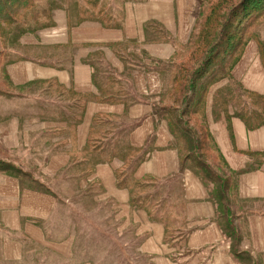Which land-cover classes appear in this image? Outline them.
<instances>
[{"label":"crops","instance_id":"crops-1","mask_svg":"<svg viewBox=\"0 0 264 264\" xmlns=\"http://www.w3.org/2000/svg\"><path fill=\"white\" fill-rule=\"evenodd\" d=\"M66 1L4 69L23 111L0 114V145L32 176L0 170V264H264V123L250 129L233 103L218 106L228 79L208 86L205 127L238 174L235 241L154 112L167 106L161 70L180 62L205 0ZM230 77L264 99V46L249 41Z\"/></svg>","mask_w":264,"mask_h":264},{"label":"trees","instance_id":"trees-1","mask_svg":"<svg viewBox=\"0 0 264 264\" xmlns=\"http://www.w3.org/2000/svg\"><path fill=\"white\" fill-rule=\"evenodd\" d=\"M5 1L6 0H0V30L6 31L7 34L11 36L10 38L16 41L25 34L34 33L50 25L52 23L54 11L57 8L66 6L59 0H49L45 3L44 7L39 5L36 0H12L10 4H7ZM212 1L215 2L212 3ZM216 1H219V3L216 4ZM230 3L231 0H205L204 3L200 5L189 35L185 52V54H188L190 63H193L197 57H201L200 63L197 64V67L199 66L200 68L192 74L187 84L186 77L190 73L187 71L188 67L184 62L186 55L179 56L180 59H182L181 62L178 61L179 65H177L178 62L169 63V65L174 66V69L164 68L161 70L162 86L160 98L163 102H171L172 98L177 100V94H173V90L176 89V92H181V96L178 98L185 100L184 93L186 92L187 97H191V101H194V107L202 111L201 118L204 122V94L208 86L219 79H228L230 83L227 88L230 92L219 95L216 100L218 106L224 107L223 109L225 110L230 103H233L234 115L243 120L248 128L255 129L264 123V115L261 110L264 99L247 92H244V96L241 95L242 90L237 83L230 79V72L241 58L244 47L248 41L255 40L259 43L261 48L264 46L262 35H260L263 28H258V26L261 25L258 20L260 17L264 16V0H238L229 7H224V5ZM249 3L259 5L263 14L260 12L261 14L258 13V15L254 16L251 20H248L251 17L249 16L247 19L248 21L240 26L237 20H240V23L243 22V15ZM69 9L72 17L80 16V20L84 18H94L95 13L89 9L84 12L74 11L71 7ZM98 13L100 12L98 11ZM12 17L13 19H11ZM15 17H19L20 21L18 22L19 19H14ZM256 25H258L257 28H255ZM238 26L241 27L239 29L240 36L238 39L236 38V40H233L236 33L231 34V29H237ZM12 60L13 58L8 57L5 61V66ZM212 63H216V65L213 66L211 72H208L207 66ZM189 69L191 68H188V70ZM166 74H168V81L165 79ZM204 74H206L204 82L200 86H196V79L202 78ZM233 92H235V94ZM253 105L255 108H252ZM168 107L169 106H163L159 109L158 106H155L154 112L159 115L165 113L169 120L168 116L172 114L168 112ZM182 111L185 113L187 112L185 109H182ZM252 112H255L257 115L252 116ZM178 128L183 130L177 119L169 120V130L176 142L175 147L180 155L182 169H189L192 171L206 187L212 185L213 188L209 190V199L212 204L215 205L216 222L227 236L235 241L240 240L242 234H239L236 228L230 223L232 217L234 218V216L231 215L230 206L231 200L236 198L238 174L231 171L225 164L206 127L202 132V138L206 135L208 136V140H211L217 152L216 153L213 149L214 156L220 162V166L229 170L230 178H228V180H222L217 174L215 175L211 172L212 170L214 171L213 168L211 170L192 156L183 159L182 152L184 149L191 147L193 139L191 134L187 133L186 130L184 131L188 136L185 135V132L181 133ZM195 138L197 145L194 149L203 153L206 150L203 149L205 145L200 137L195 136ZM187 163L190 164L187 165ZM0 170L21 177L19 169L10 165L0 166Z\"/></svg>","mask_w":264,"mask_h":264},{"label":"rangeland","instance_id":"rangeland-1","mask_svg":"<svg viewBox=\"0 0 264 264\" xmlns=\"http://www.w3.org/2000/svg\"><path fill=\"white\" fill-rule=\"evenodd\" d=\"M49 1V0H36V2L39 3V5L41 6H45V3ZM61 3L63 4H68V2L66 0H59ZM235 1H238V0H231V3L230 4H227V5H224L225 8L229 7L230 5H232ZM215 2V1H214ZM212 1V3H214ZM204 2H201L199 3L200 5L203 4ZM219 3V1H216V4ZM199 5V7H200ZM101 13V11H99ZM262 12L263 14V11L260 10L259 8V5L255 4V3H249L248 5V8L246 10V12L244 13L243 15V22L240 23V20H237V23H239V25L241 26L243 23L247 22L248 20H251L254 16H257L258 13ZM261 14V13H260ZM101 15H104V13H101ZM251 16L249 19L248 17ZM13 19V17L11 18ZM14 19H19L18 18H14ZM248 19V20H247ZM264 16L260 17L258 22L259 24L261 25H256L255 28H258L261 29V32H260V35L264 34ZM20 21V19L18 20V22ZM263 22V23H262ZM241 27L238 26V28H232L231 29V34H235L234 35V38L233 40H236V38L238 39L239 36H240V29ZM258 29V30H259ZM4 36H5V41H4ZM11 36L7 34L6 31H1L0 30V114H3V113H7V116H12V112H15V111H23L22 109H16L17 107V104H19L18 106H20L22 100H20V98H16L14 95H13V91H11V88L9 86V84L7 85L6 82H5V75H4V69H5V61L6 59L9 58H12L13 54L14 55H17L16 53H19V54H25L26 51L28 52L29 50H25L23 49L24 48V44L21 43L18 39V41H16L15 39L13 38H10ZM7 41V42H6ZM251 41V40H250ZM249 42V41H248ZM4 49V51H3ZM8 50H13V54L12 53H8ZM7 54V55H6ZM185 59H184V62H185V65L188 67V68H191L188 70L187 68V71H189L190 74H188V76L186 77V83L188 84V80L190 79V77L192 76V74H194L196 72V70H198L200 67L198 66L197 67V64L200 63V59L201 57H197L196 60L193 62V63H190V60L188 58V54H185ZM198 59V61H197ZM182 59H180V62H181ZM216 62V61H215ZM216 65V63H212L211 65H208L207 66V71L208 72H211L213 66ZM206 77V74H204V76L202 78H198L196 79V86H200ZM168 74H166V81H168ZM162 80V79H161ZM1 82L3 83L1 85ZM161 86H162V83H161ZM181 92H176V89L173 90V94H177V100L175 98H172L171 99V102L169 101H166L165 103L167 104L168 107V112H171V116H168L169 117V120L171 119H177L178 120V123L180 124V126L183 128L180 129L178 128V130L181 132V133H184L186 130L187 133L191 134L192 136V139H193V142L191 144V147L190 148H186L183 150L182 152V158H186L188 156H192L194 157L196 160L198 159L201 163H203L205 166L209 167L211 170L212 168L214 169V171L210 170L212 173H214L215 175L217 174L222 180H228V178H230V173H229V170L226 169L225 167H222L220 166V162L218 161V159L214 156V152H213V149L215 151V148L211 142V140H208V136L204 135L203 138H202V132L205 128V124L201 118L202 116V111L201 110H197L195 107H194V101H191V97H187L186 95V92L184 93V97H185V100H183L182 98H178L181 96L180 94ZM197 93V91H196ZM186 106V107H185ZM185 107V108H184ZM182 109H185L187 110V112H183ZM3 110V112H2ZM185 135L186 132H185ZM188 136V135H187ZM196 137H200L203 144L205 145V147L203 148L205 151L202 153H200L199 151L195 150L194 147L197 145V142H196ZM10 151L7 150L6 148H3L2 145H0V166H5V165H10L16 169H19V174L21 176H27V177H31L32 176V171H30V169L28 168H19L17 165L13 164L12 161H8V159H11L13 158V156H11V153H9ZM216 152V151H215ZM217 153V152H216ZM16 158V157H15ZM190 163H187V165H189ZM24 171V172H23ZM30 185L32 186H35L37 187L38 189H46V190H49L47 189V186L48 187H51L49 184H40L38 183L37 181H30L29 183ZM42 187V188H41ZM239 234H242V231L240 232L239 230H237ZM98 241L100 242H103V239L102 238H96ZM106 252L103 253L102 255L105 256ZM109 256L111 257H119L121 254H117V253H110L108 254Z\"/></svg>","mask_w":264,"mask_h":264}]
</instances>
